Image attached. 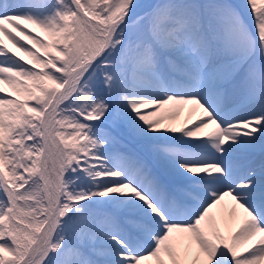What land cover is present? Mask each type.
<instances>
[{
	"label": "snow or ice",
	"instance_id": "snow-or-ice-1",
	"mask_svg": "<svg viewBox=\"0 0 264 264\" xmlns=\"http://www.w3.org/2000/svg\"><path fill=\"white\" fill-rule=\"evenodd\" d=\"M0 264H264V0H0Z\"/></svg>",
	"mask_w": 264,
	"mask_h": 264
},
{
	"label": "bare ground",
	"instance_id": "bare-ground-1",
	"mask_svg": "<svg viewBox=\"0 0 264 264\" xmlns=\"http://www.w3.org/2000/svg\"><path fill=\"white\" fill-rule=\"evenodd\" d=\"M27 27V26H26ZM33 34H37V29H32ZM40 36H43V33H39ZM23 43V41H21ZM7 43V41H5ZM30 46V45H29ZM8 47L15 52L16 50L12 48L11 44H8ZM22 55V53H17V56ZM196 119V116L192 115L189 111V108L185 107L180 113L178 118L173 122V125L176 127L181 126H192L194 121Z\"/></svg>",
	"mask_w": 264,
	"mask_h": 264
}]
</instances>
